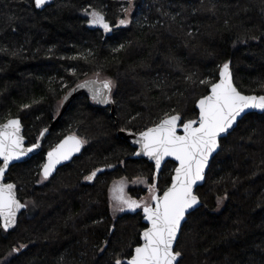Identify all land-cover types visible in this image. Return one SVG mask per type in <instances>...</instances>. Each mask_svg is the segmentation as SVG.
<instances>
[{"label": "trees", "instance_id": "1", "mask_svg": "<svg viewBox=\"0 0 264 264\" xmlns=\"http://www.w3.org/2000/svg\"><path fill=\"white\" fill-rule=\"evenodd\" d=\"M125 7L129 0H54L43 10L34 0H0V125L18 117L28 145L36 143L68 93L89 80L111 81L115 105L113 116L79 96L42 151L10 168L7 181L27 207L11 231L0 221L1 264H126L141 244L144 214L113 215L111 188L145 179L162 194L176 164L156 177L119 133H140L166 114L198 119L197 101L226 62L242 93L264 95V0H132L130 16ZM85 9L112 26L131 23L104 38ZM71 133L86 141L82 154L43 180L47 152ZM221 143L197 189L201 206L182 228L180 260L264 264V113L248 114ZM146 192L129 188L137 199Z\"/></svg>", "mask_w": 264, "mask_h": 264}, {"label": "snow or ice", "instance_id": "2", "mask_svg": "<svg viewBox=\"0 0 264 264\" xmlns=\"http://www.w3.org/2000/svg\"><path fill=\"white\" fill-rule=\"evenodd\" d=\"M36 8H43L50 0H34ZM122 9L124 13L131 10ZM91 16L90 23L102 27L110 32L111 26L105 20L102 12L85 9ZM127 18L120 19V25H128ZM191 79V77H189ZM98 83V82H95ZM203 83V81H202ZM80 87H91L93 99L98 103H111L113 83L104 81L99 87L86 82ZM198 119L182 121L181 115L166 114L159 123L139 133L136 141L141 147V153L154 161L158 173L162 162L167 157L178 161L171 187L159 194L154 184H149L151 202L132 199L125 193L126 181L113 185V211H133L142 209L144 218L151 225L142 233L143 243L135 247L134 255L127 260V264H182V253L178 249V237L181 235L182 224L187 223V217L194 214L200 205V198L194 189L198 183L205 180L206 170L209 169L213 154L219 155L223 151L222 139L235 131L234 126L247 118L250 110L264 113V95H244L233 82L230 62L221 66L219 82L210 84V94L203 96L197 103ZM182 130V134H181ZM47 131V129H45ZM86 143L76 135H69L55 148L47 153V162L42 166L43 180H48L56 171L57 165L71 160ZM39 144L24 147V137L21 135L19 119H10L0 125V218H3V228L8 230L16 225L17 213L27 207L16 196V185L4 183L5 172L13 161L39 148ZM93 171L85 179L92 181L97 172ZM147 184L146 180L138 181ZM107 245V241H105ZM21 247H24L23 245ZM19 251V248L15 249ZM103 252L104 248H100ZM115 264H124L117 258Z\"/></svg>", "mask_w": 264, "mask_h": 264}, {"label": "water", "instance_id": "3", "mask_svg": "<svg viewBox=\"0 0 264 264\" xmlns=\"http://www.w3.org/2000/svg\"><path fill=\"white\" fill-rule=\"evenodd\" d=\"M53 2H54V0H50V2H49L47 5H45V7H43V8H37V9H39V10H43V9H45L46 7H48L49 5H51ZM34 4H35V2H34ZM107 22H108V21H107ZM108 23H109V25L111 26V29H112L110 32H106L102 27L99 26L100 29L103 31V33H104V37H105V38L111 36V35L113 34L114 29H117V28L121 27L120 24L115 25V26H112L110 22H108ZM232 77H233V75H232ZM86 82H89L90 84H93V83H94L96 87H99L100 84L103 83V82H99V81H97V80H89V81H86ZM86 82H83V83H81V84H78L76 87H74V88L68 93V95H67L66 98L64 99L63 107H62V110H61L60 114L58 115V117L54 120V122L52 123L51 127L46 128L47 131H45V129L42 131V133L40 134L39 139L37 140L36 143H34V144H39L40 147L34 149L32 152H29L27 155L23 156L20 160H18V161H13V162L8 166V169H7V171L5 172V176H4V181H3L4 183H13V182H8V181H7V175H8V172H9V170H10V168H11L12 166H14V165H16V164L24 163V162L30 160L32 157L38 155V154L42 151V148H43V145H44V143H45L46 137L50 134L51 129H52L53 127H55L56 124L62 119L63 115L65 114V112L67 111V109L71 106L72 102H73L76 98H78V97L81 96V95H87V96H89L93 101H95V100L93 99V92H92V90H91V87H80V85H83V84H85ZM95 82H98V83H95ZM217 82H219V80H218ZM217 82H216V83H217ZM233 82H234V77H233ZM234 84H235V82H234ZM235 86H236V85H235ZM236 87H237V86H236ZM237 89H238V88H237ZM238 90H239V89H238ZM239 91H240V90H239ZM240 92H241V91H240ZM241 93H242V92H241ZM208 94H210V91H209ZM208 94H207V95H208ZM242 94H244V93H242ZM244 95H256V96H260V95H257V94H244ZM112 101H113V100H112ZM198 101H199V100H198ZM198 101H197V103H198ZM95 102H97V101H95ZM97 103H98V102H97ZM98 104L101 105V106H105V107H111V114H112L113 116L115 115V105H114V101L111 102V103H98ZM196 108H197L198 113H199V109H198V107H197V104H196ZM251 113L263 114V113L259 112L258 110H250L248 114H251ZM181 118H182V117H181ZM11 119H19V120H20V122H21V135L24 137V147H25V148L32 147V145H34V144H32V145H28V139H27L26 136H25V127H24V125H23V123H22V120H21L20 118H18V117H14V118H11ZM8 120H10V119H8ZM8 120L5 121L4 123H2L1 125L6 124V123L8 122ZM239 122H240V121H239ZM239 122H238V123H239ZM236 127H237V126H234L235 129H236ZM230 131L233 132L232 130H230ZM181 134H182V130H181ZM69 135H75V134H69ZM69 135H67L66 137H64L59 143H61V142H62L65 138H67ZM119 135L122 136V137H124V139H126L127 141L130 142V144L132 145V147L135 149V153H137V152H141V147H140V145H139L138 143H136V141L139 140V133H134V132H123V131H122V132L119 133ZM76 136H77V135H76ZM78 137H79V136H78ZM59 143H57L53 148H55ZM53 148H52V149H53ZM52 149H50L49 151H51ZM83 150H84V144H83L81 150H80L78 153H75V154L72 156L71 160L63 161L62 163L58 164V165H57V168H56V171L52 174V176H53L54 174H56V172L58 171L59 168H61V167L65 166V165L71 163V162L74 160V158L80 156V155L82 154ZM49 151H48V152H49ZM48 152H47V153H48ZM213 156H214V158H215L216 154H213ZM134 158H135V159H146V160H148V161H150L151 163L154 164V161L150 160L147 156L143 155L142 153H141V155H135V154H134ZM214 158H213V159H214ZM213 159L210 160V166H211V163H212ZM169 161L174 162V163L176 164V167H178V161H175V159L172 158V157H167V158H165V160L162 162L161 167H160V170H159L158 173L156 172V169H155V176H156V177L161 173V171L163 170V167H164L165 164H166L167 162H169ZM46 162H47V154H46L45 163H46ZM45 163H44V164H45ZM2 166H3V164L1 163L0 167H2ZM210 166H209V169H210ZM154 167H155V164H154ZM209 169L206 170V173H205V180H204L203 182H201V183H198L197 186L195 187L194 191H195L196 194H197V189H198L199 187L203 186L204 183L206 182V176H207V174H208V172H209ZM104 170H105V168L102 169V171H104ZM97 173H98V172H97ZM41 175H42V168H41ZM174 176H175V170H174V173H173V176H172V180H173ZM50 178H51V177H50ZM50 178H49V179H50ZM171 183H172V181H171ZM13 184H15V183H13ZM15 185H16V184H15ZM169 187H171V184L169 185ZM169 187H168V188H169ZM168 188H167V189H168ZM167 189H166V190H167ZM166 190H165V191H166ZM162 194H163V193H162ZM162 194H160V195H162ZM197 195H198V194H197ZM16 196H17V198L19 199L18 186H17V185H16ZM198 196H199V195H198ZM199 198H200V197H199ZM19 200H20V199H19ZM20 201H21V200H20ZM21 203H22V201H21ZM200 206H201V199H200V205H198L197 208H199ZM25 209H26V207L23 208V209H21V210L17 213V218H16L17 222H16V225H15L14 227L9 228L8 230H5L4 228H3V229H4L5 231H11L12 229H14V228L17 226L18 221H19V218H20L21 214L23 213V211H24ZM0 221H1V224H2V227H3V218H0ZM143 222H144V224L146 225V228L143 230V231H145V230H146L148 227H150L151 225L149 224V222H148L144 217H143ZM183 226H184V224H182V228H183ZM143 231H142V233H143ZM181 231H182V229H181ZM179 238H180V236L178 237V241H179ZM142 243H143V239H142V234H141V244H142ZM141 244H140V245H141ZM140 245H138V246H140ZM133 255H134V252H133ZM126 264H127V261H126Z\"/></svg>", "mask_w": 264, "mask_h": 264}, {"label": "rangeland", "instance_id": "4", "mask_svg": "<svg viewBox=\"0 0 264 264\" xmlns=\"http://www.w3.org/2000/svg\"><path fill=\"white\" fill-rule=\"evenodd\" d=\"M128 16H130V13H128ZM143 180H145V179H143ZM120 181H125V180L116 181L114 184H118ZM138 181H140V180H138ZM138 181L131 182V183H129V182L126 181L125 193L128 196H130L132 199L139 200V201H145V200H147V201L151 202L150 192H149V189H148V185L149 184H152V183H150L148 180H146L147 181V184L140 183ZM130 187H143V188H146L147 192H146V194L143 197H141L140 199H137V198H134L133 196H131V194L129 193V188ZM112 189H113V186H112L111 192H110V196H111V212H112V214L115 215V216H117V215L123 214L125 212H130V211H124V212H120V211H115L114 212L113 211V200H112L113 192H112ZM137 210H142V209H137Z\"/></svg>", "mask_w": 264, "mask_h": 264}, {"label": "bare ground", "instance_id": "5", "mask_svg": "<svg viewBox=\"0 0 264 264\" xmlns=\"http://www.w3.org/2000/svg\"><path fill=\"white\" fill-rule=\"evenodd\" d=\"M112 25V24H111ZM99 28V27H98ZM116 30V29H115ZM114 33V32H113ZM113 35V34H112ZM105 38V37H104ZM72 134V133H71ZM81 138V137H80ZM82 139V138H81Z\"/></svg>", "mask_w": 264, "mask_h": 264}]
</instances>
